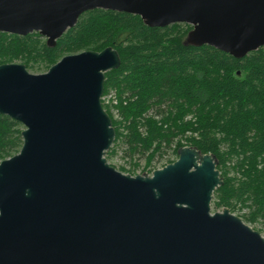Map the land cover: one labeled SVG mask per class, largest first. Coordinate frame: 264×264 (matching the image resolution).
<instances>
[{"label": "water", "instance_id": "95a60500", "mask_svg": "<svg viewBox=\"0 0 264 264\" xmlns=\"http://www.w3.org/2000/svg\"><path fill=\"white\" fill-rule=\"evenodd\" d=\"M95 8L150 27L191 25L183 43L233 57L264 46V0H0V32H37L47 46ZM115 48L63 55L46 71L0 64V113L22 144L0 160V264H264V236L227 207L217 158L191 145L150 174L105 153L115 131L102 106Z\"/></svg>", "mask_w": 264, "mask_h": 264}, {"label": "trees", "instance_id": "16d2710c", "mask_svg": "<svg viewBox=\"0 0 264 264\" xmlns=\"http://www.w3.org/2000/svg\"><path fill=\"white\" fill-rule=\"evenodd\" d=\"M190 28L150 27L138 15L95 8L52 47L37 32H0V64L46 70L63 55L112 46L120 63L104 72L102 94L112 98L101 103L115 131L106 159L119 147L134 170L135 154L146 169L154 159L171 162L183 145L212 153L222 177L212 207L264 226V46L237 58L207 44L185 45ZM21 129L0 113V160L19 150Z\"/></svg>", "mask_w": 264, "mask_h": 264}, {"label": "rangeland", "instance_id": "374dc122", "mask_svg": "<svg viewBox=\"0 0 264 264\" xmlns=\"http://www.w3.org/2000/svg\"><path fill=\"white\" fill-rule=\"evenodd\" d=\"M42 38L45 39L44 36H42ZM185 38V35L182 36V40H184ZM13 62H20V63H23L22 61H13ZM24 64V63H23ZM25 65V64H24ZM26 67V66H25ZM26 69L31 72V73H40V72H44L46 70L43 69V67L41 65H34V66H31V67H26ZM107 94V93H106ZM106 94L104 93L103 96H106ZM107 97V96H106ZM22 125V124H21ZM22 128H23V125H22ZM122 153H121V149L118 147V150L117 152L108 158V163L111 164L113 167H115L116 169L122 171V172H125V173H130L131 175H134V174H142L144 172L150 174V172L155 169V168H159L163 165H161V159H159L160 161L154 159L152 162H151V165L148 167V168H144V163H145V159L143 156H141L140 154H135L133 159L137 161L138 165L136 167V169L134 170H131V167H132V164L129 163V157L128 156H123L122 157ZM170 158H174V156L170 157ZM173 161V160H172ZM152 166V167H151ZM123 167V168H122ZM120 168V169H119ZM131 170V171H129ZM211 206V212L213 211H216V210H221V209H214ZM234 213V212H232ZM234 214L237 215V213L235 212ZM249 224V223H248ZM252 228L256 229L257 231H259L263 236H264V226L261 225V223H253V224H249Z\"/></svg>", "mask_w": 264, "mask_h": 264}, {"label": "built area", "instance_id": "2783aa9c", "mask_svg": "<svg viewBox=\"0 0 264 264\" xmlns=\"http://www.w3.org/2000/svg\"><path fill=\"white\" fill-rule=\"evenodd\" d=\"M106 96H107V97H106ZM106 96H103V94H102V95H101V101L108 102V100H109L110 98H112L111 93H107ZM113 102L115 103L116 101L113 100Z\"/></svg>", "mask_w": 264, "mask_h": 264}]
</instances>
